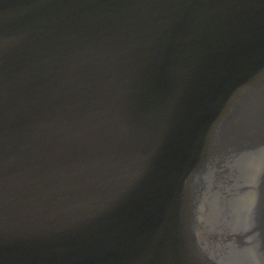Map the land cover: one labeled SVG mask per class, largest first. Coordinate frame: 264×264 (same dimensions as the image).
<instances>
[{
	"label": "water",
	"instance_id": "water-1",
	"mask_svg": "<svg viewBox=\"0 0 264 264\" xmlns=\"http://www.w3.org/2000/svg\"><path fill=\"white\" fill-rule=\"evenodd\" d=\"M262 159L264 0H0V264H264Z\"/></svg>",
	"mask_w": 264,
	"mask_h": 264
}]
</instances>
